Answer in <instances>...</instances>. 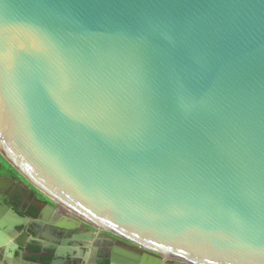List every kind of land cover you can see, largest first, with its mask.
I'll list each match as a JSON object with an SVG mask.
<instances>
[{
  "label": "water",
  "instance_id": "95a60500",
  "mask_svg": "<svg viewBox=\"0 0 264 264\" xmlns=\"http://www.w3.org/2000/svg\"><path fill=\"white\" fill-rule=\"evenodd\" d=\"M0 159L110 264H264V0H0Z\"/></svg>",
  "mask_w": 264,
  "mask_h": 264
},
{
  "label": "flooded vegetation",
  "instance_id": "af4514ba",
  "mask_svg": "<svg viewBox=\"0 0 264 264\" xmlns=\"http://www.w3.org/2000/svg\"><path fill=\"white\" fill-rule=\"evenodd\" d=\"M6 181L10 186L0 187V210L6 217L10 215L9 221L7 218L5 222L12 230L0 222V231L11 243L17 242L26 247L24 256L36 253L34 246L44 249L41 255L48 254V245L53 243L68 257L74 256L67 261L57 260L55 264H110L115 249L138 250L127 241L82 222L65 207L54 206L0 159V184ZM34 203L42 206L40 210ZM51 205L54 210L49 209ZM48 260L43 258L44 262ZM164 264L172 263L164 261Z\"/></svg>",
  "mask_w": 264,
  "mask_h": 264
}]
</instances>
